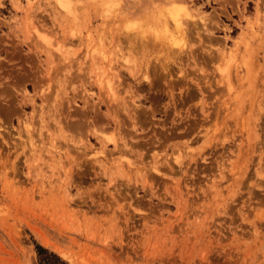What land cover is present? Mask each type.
Masks as SVG:
<instances>
[{"label":"rangeland","instance_id":"374dc122","mask_svg":"<svg viewBox=\"0 0 264 264\" xmlns=\"http://www.w3.org/2000/svg\"><path fill=\"white\" fill-rule=\"evenodd\" d=\"M33 242L264 264V0H0V264Z\"/></svg>","mask_w":264,"mask_h":264},{"label":"trees","instance_id":"16d2710c","mask_svg":"<svg viewBox=\"0 0 264 264\" xmlns=\"http://www.w3.org/2000/svg\"><path fill=\"white\" fill-rule=\"evenodd\" d=\"M37 258V264H65V262L54 252L47 250L41 245L33 242Z\"/></svg>","mask_w":264,"mask_h":264},{"label":"bare ground","instance_id":"6f19581e","mask_svg":"<svg viewBox=\"0 0 264 264\" xmlns=\"http://www.w3.org/2000/svg\"><path fill=\"white\" fill-rule=\"evenodd\" d=\"M61 1H64V0H61ZM66 2V1H65ZM62 4H64L63 2H61ZM60 3V4H61ZM66 5V4H65ZM184 4H182V3H179V4H176L174 7H171V9H170V13H171V15L174 17V18H179V14L180 13H186V7L185 6H183ZM62 6V5H61ZM64 6V5H63ZM168 8H169V6H168ZM178 20V19H177ZM180 41V40H179ZM175 43H176V41H175ZM180 44V43H179ZM110 79V78H109ZM109 86H110V84H109ZM111 90V89H110ZM114 91V90H113ZM112 91V92H113Z\"/></svg>","mask_w":264,"mask_h":264}]
</instances>
